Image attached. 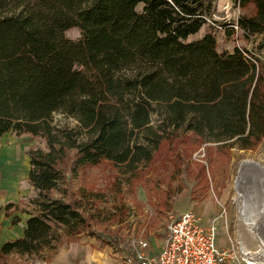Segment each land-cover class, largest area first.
Listing matches in <instances>:
<instances>
[{"label": "trees", "instance_id": "obj_1", "mask_svg": "<svg viewBox=\"0 0 264 264\" xmlns=\"http://www.w3.org/2000/svg\"><path fill=\"white\" fill-rule=\"evenodd\" d=\"M237 3L238 31L263 34L264 0ZM211 10L212 0H0V137L29 134L45 144L27 152L37 198L22 236L0 246V264L55 254L87 231L83 200L97 194L49 197L67 172L109 163L128 185L144 170H172L176 181L201 150L195 181L206 189L233 149L259 146L264 63L237 47L219 51L210 29L189 40L208 27ZM71 29L76 40L65 37ZM56 114L76 125L53 124Z\"/></svg>", "mask_w": 264, "mask_h": 264}, {"label": "rangeland", "instance_id": "obj_2", "mask_svg": "<svg viewBox=\"0 0 264 264\" xmlns=\"http://www.w3.org/2000/svg\"><path fill=\"white\" fill-rule=\"evenodd\" d=\"M237 1L212 0L208 27H203L189 40L200 38L210 29L219 51H232L237 47L264 63V33L247 38L239 31L228 32L229 26L241 15ZM136 9L141 10V5ZM79 36L77 29L65 33L70 40ZM53 124L76 125L71 118L60 114L54 115ZM31 148L44 150L45 144L29 134L9 132L0 137V241L21 237L28 217L26 212L34 210L32 202L37 193L27 182V152ZM200 152L185 161L176 181L170 180L172 170H144L140 171L138 181L128 185L125 178L118 175V169L109 163L82 170L75 176L67 172L65 181L57 190L51 191L49 197L70 202L82 198L84 191L97 194L96 197L87 195L83 200L86 214L90 216L87 231L75 242L60 247L55 254L11 255L2 264H87L88 255H94L95 251L103 254L100 260L117 258L122 263L121 256L127 253L126 244H130L143 229L145 240L154 239L160 244L166 225L180 214L197 207L211 208L218 213L220 206L226 208L228 225L225 230H219L218 246L240 247L247 253L249 262H264V139L253 151L233 149L225 174L207 177L206 189H201L205 182L199 185L195 181L197 169L193 162L203 159ZM164 200L167 201L165 206L161 202ZM114 206L120 209L118 215L111 218L109 215ZM119 244L123 246L122 250H118ZM111 246L120 256L108 249ZM94 261L99 264L98 260Z\"/></svg>", "mask_w": 264, "mask_h": 264}, {"label": "built area", "instance_id": "obj_3", "mask_svg": "<svg viewBox=\"0 0 264 264\" xmlns=\"http://www.w3.org/2000/svg\"><path fill=\"white\" fill-rule=\"evenodd\" d=\"M235 32L236 24L232 25ZM244 57L251 60L248 54ZM226 208L220 206V211L205 219L195 210L186 211L177 219L166 225L163 244L158 253H147L149 244L144 239V229L126 244L127 253L121 256L123 264H264V262H249L247 253L240 247L229 245L225 248L218 246L219 230L227 228ZM115 255L120 256L117 249ZM118 250L123 246L119 244ZM121 252V251H120Z\"/></svg>", "mask_w": 264, "mask_h": 264}, {"label": "crops", "instance_id": "obj_4", "mask_svg": "<svg viewBox=\"0 0 264 264\" xmlns=\"http://www.w3.org/2000/svg\"><path fill=\"white\" fill-rule=\"evenodd\" d=\"M196 210H198V212ZM195 211L197 213H199L200 215H202L203 217H205V219H207L209 217V211H211V208H208L206 210V208L203 209L202 207H197V208H195ZM212 214H214V210L211 211V215ZM8 241H9V239L5 240V241H0V246L3 243L8 242ZM147 242L149 244V248L147 250V253H149L150 255H153V254H156L160 251L161 246L163 244V239H161L160 244L159 243L157 244L156 242H154V239H147ZM108 249L111 250L110 247H108ZM88 256H89V258H88L87 264H95L94 260H98L99 264H122L121 262H118L117 258H116L117 260L116 259L111 260L110 258H108V260H104V259L100 260L101 257L103 258V254L101 252L95 251L94 255H88Z\"/></svg>", "mask_w": 264, "mask_h": 264}, {"label": "bare ground", "instance_id": "obj_5", "mask_svg": "<svg viewBox=\"0 0 264 264\" xmlns=\"http://www.w3.org/2000/svg\"><path fill=\"white\" fill-rule=\"evenodd\" d=\"M251 240H252V239H251ZM251 240H250V241H251ZM255 240H257V239H255ZM252 241H253V240H252Z\"/></svg>", "mask_w": 264, "mask_h": 264}]
</instances>
